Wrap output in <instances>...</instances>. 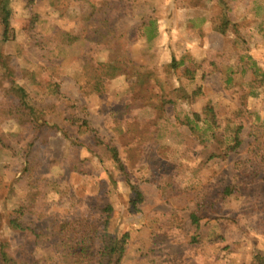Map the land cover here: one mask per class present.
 I'll list each match as a JSON object with an SVG mask.
<instances>
[{
    "label": "rangeland",
    "instance_id": "374dc122",
    "mask_svg": "<svg viewBox=\"0 0 264 264\" xmlns=\"http://www.w3.org/2000/svg\"><path fill=\"white\" fill-rule=\"evenodd\" d=\"M9 7L6 40L0 24L10 68L5 76L0 61V237L18 264H66L69 247L85 249L90 264L105 204L110 231L130 238L120 264H264V0H10ZM113 60L125 62L123 72L94 92L93 76ZM128 61L147 73L144 84ZM173 61L182 64L172 69ZM12 82L56 129L38 134L7 117ZM206 106L218 127L201 143L176 117ZM91 131L119 150L129 182ZM33 141L37 169L26 172ZM85 161L87 175L72 169ZM130 184L142 194L136 207ZM169 184L179 192L165 193ZM203 204L196 230L191 214ZM22 206L25 233L8 224Z\"/></svg>",
    "mask_w": 264,
    "mask_h": 264
},
{
    "label": "trees",
    "instance_id": "16d2710c",
    "mask_svg": "<svg viewBox=\"0 0 264 264\" xmlns=\"http://www.w3.org/2000/svg\"><path fill=\"white\" fill-rule=\"evenodd\" d=\"M10 0H0V24L3 29V36L6 40L7 34L11 29L10 24V18H11V9L9 7ZM225 23V24H224ZM223 24L227 25V21L225 20ZM219 31L224 32L222 29V26L218 28ZM0 61L2 62V65L5 68V76H7V73H10V68L8 63H6L5 58L2 54H0ZM125 64V62H117L116 60H113V62H108L106 64H101V70L98 71L93 76V83L91 85L92 89L96 93H103L104 86L103 81L106 78H115L119 75H121L122 71V65ZM182 63H177L176 61H173L170 66L172 69L178 68ZM127 65H130L132 68V72H134L135 76L139 78V82L141 84H144L146 82V74L142 73V67L136 66L133 64V62L128 61ZM188 72L187 74H191V79L194 77V72ZM145 76V77H144ZM13 83V82H12ZM12 88L10 89V92L12 94V103L9 107H6V115L8 118H11L15 120L17 123L21 125H33L36 132H44L49 130L56 129L57 127L55 125H50L49 121H42V115L44 114L39 108L36 107V105L33 103V100L30 98V95L26 92V90L21 87L18 84L13 83L11 85ZM175 91H182V90H175ZM201 90H195L192 93V100L195 101L200 96ZM188 95L183 93V98L186 99ZM167 103L175 105L176 101L174 97H170ZM72 123L76 122V119L71 120ZM176 121L179 122L181 125H185L191 132L192 136L195 137L197 140H199L201 143H205L206 136L208 134V130L212 127H218L217 121H216V114L214 111V108L211 106H206L201 113L194 112L191 115H182L176 117ZM82 127L89 128V124L87 121H83ZM242 127H238L236 130V135L234 137L235 145L234 147H238L241 144V141L239 140V133L241 132ZM157 132V131H156ZM38 133V134H39ZM90 140L94 142L95 146H98L101 148V151L104 153L105 156H107L110 160H112L116 165L120 173L122 174L123 178L127 182L130 180V172L128 171L125 164L122 162L120 158L119 150L109 143H104L98 141V137L94 134H92V131L90 132ZM156 133H154L155 135ZM36 144L33 141V143L29 144L28 150L26 152L25 158L27 160L26 162V172L30 171V166L32 169H37V166L35 165V150H36ZM99 157V153H97ZM89 161L76 163L72 166V169L81 174V175H87L88 171L85 169L88 166ZM33 170V171H34ZM131 188V191L133 193V200L131 201V204L136 207L139 203L142 202V194L139 191V189L134 185H129ZM173 185H168V188H163L164 192L166 193L168 190H170L171 194H177L179 191H177L175 188H172ZM227 193H230V189H227ZM212 208V205H207ZM22 210H19L20 213L18 215H14L9 217V227L14 230L18 231L19 233H25L28 229L25 227V225L21 222V218L24 215V206L21 207ZM206 211V205H200L199 210L195 213L191 214V221L192 224L195 226V229L198 230L200 226L201 219L203 218V213ZM112 214V208L110 205L105 204L103 207H101V216H100V225L98 230L96 231L94 237H93V245L97 249V252L95 254V258L91 260L90 264L95 262L96 264H120L124 258L127 246L129 244V235L124 234L122 236L116 235L115 233H112L110 231V218ZM8 244L3 242L0 237V264H18V260L16 257H14L9 251H8ZM73 247H69V250L66 251V264H85L87 263V253L86 250L83 249L79 253L73 252ZM72 251V252H69ZM89 261V259H88ZM33 264H38L36 262H33Z\"/></svg>",
    "mask_w": 264,
    "mask_h": 264
}]
</instances>
